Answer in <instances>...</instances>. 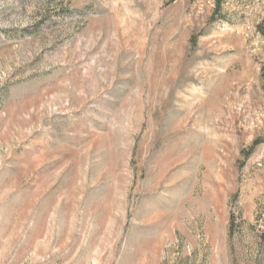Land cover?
Listing matches in <instances>:
<instances>
[{"label": "rangeland", "instance_id": "rangeland-1", "mask_svg": "<svg viewBox=\"0 0 264 264\" xmlns=\"http://www.w3.org/2000/svg\"><path fill=\"white\" fill-rule=\"evenodd\" d=\"M0 264H264V0H0Z\"/></svg>", "mask_w": 264, "mask_h": 264}]
</instances>
